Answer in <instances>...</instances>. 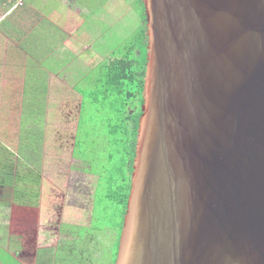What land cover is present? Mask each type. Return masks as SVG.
Listing matches in <instances>:
<instances>
[{"label": "water", "instance_id": "water-1", "mask_svg": "<svg viewBox=\"0 0 264 264\" xmlns=\"http://www.w3.org/2000/svg\"><path fill=\"white\" fill-rule=\"evenodd\" d=\"M142 115L115 264H264V0H141Z\"/></svg>", "mask_w": 264, "mask_h": 264}, {"label": "crops", "instance_id": "crops-1", "mask_svg": "<svg viewBox=\"0 0 264 264\" xmlns=\"http://www.w3.org/2000/svg\"><path fill=\"white\" fill-rule=\"evenodd\" d=\"M79 3L0 0V264L57 263L59 171L115 58Z\"/></svg>", "mask_w": 264, "mask_h": 264}, {"label": "trees", "instance_id": "trees-1", "mask_svg": "<svg viewBox=\"0 0 264 264\" xmlns=\"http://www.w3.org/2000/svg\"><path fill=\"white\" fill-rule=\"evenodd\" d=\"M136 2L142 27L125 53L121 54L118 48L114 60L105 63L104 83L94 90L87 104L91 113L100 114L98 110L104 112L105 109L106 117L102 116L100 126L86 123L83 118L81 126L89 129V135L75 142L74 147V157L90 164L89 172L97 179L93 224L89 228L62 225L61 233L72 234L75 239L69 243L71 246L59 247L56 264H104L101 256L95 257V249L99 243L102 245L95 240L97 234H112L111 264H115L117 258L131 190L145 78V15L141 0ZM95 118L96 115L92 119Z\"/></svg>", "mask_w": 264, "mask_h": 264}, {"label": "rangeland", "instance_id": "rangeland-1", "mask_svg": "<svg viewBox=\"0 0 264 264\" xmlns=\"http://www.w3.org/2000/svg\"><path fill=\"white\" fill-rule=\"evenodd\" d=\"M82 5L86 7L89 5L95 6V10L99 13V28L105 38V46L108 50L114 49L117 52L120 48L121 54L126 52V47L131 46V41L137 32L142 27V18L138 10L139 3L136 0H79ZM107 60V58H106ZM87 112V111H86ZM91 113L90 107L88 114L84 115L86 123L97 124L100 126L102 123V116L106 117V112L99 109ZM96 115L95 120L92 119ZM90 121V122H89ZM79 122H74V131H77ZM102 132V131H101ZM74 134V141L75 142ZM78 139V137H77ZM74 150V147H73ZM67 157L63 172L58 179V192L60 202L57 204L58 215L55 221L58 236V246L60 248L71 246L69 243L74 241V235L66 232L61 233L62 225L68 224L71 226H80L89 228L93 224V194L97 179L91 175V165L78 158L74 157L73 161ZM65 163V161H64ZM72 164V170L70 166ZM112 234L106 235L97 234L95 240L102 242L98 244L95 249L96 255L101 256L104 264H111V245L110 240ZM101 252V254H100ZM103 255V256H102ZM94 257V256H91Z\"/></svg>", "mask_w": 264, "mask_h": 264}]
</instances>
